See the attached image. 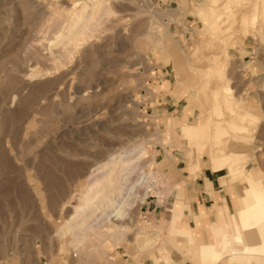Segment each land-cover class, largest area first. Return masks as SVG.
Masks as SVG:
<instances>
[{
	"label": "rangeland",
	"instance_id": "obj_1",
	"mask_svg": "<svg viewBox=\"0 0 264 264\" xmlns=\"http://www.w3.org/2000/svg\"><path fill=\"white\" fill-rule=\"evenodd\" d=\"M96 1L78 38L71 4ZM120 157L138 184L111 219L121 232L74 246V206ZM243 174L264 189V0H0V264H207L183 252L203 230L192 214L168 222L172 200ZM148 231L158 241L140 248Z\"/></svg>",
	"mask_w": 264,
	"mask_h": 264
},
{
	"label": "bare ground",
	"instance_id": "obj_2",
	"mask_svg": "<svg viewBox=\"0 0 264 264\" xmlns=\"http://www.w3.org/2000/svg\"><path fill=\"white\" fill-rule=\"evenodd\" d=\"M98 4L99 2L96 1L93 4V7H90V9H88L87 5L85 6L79 4L78 2H73L71 4L73 5L71 17L72 21L70 22L71 24L69 26V29L67 30L76 33V36L78 38L82 37L84 35V32L93 27L99 19L98 17H93L94 14H90L89 12L92 11V9H94L95 7L98 8ZM227 5L230 6V3H227ZM78 27H82L83 32H77L76 29ZM70 34H66L67 36H69L70 43L71 41L75 42V40H72L73 37ZM180 125V127H184V130L186 132L193 127L184 123H180ZM220 153L223 152L220 151ZM220 153L219 155H222ZM217 157L219 158V156ZM122 158L123 157H120L118 160L115 158L110 159L104 165V172L101 174V176H96L97 178L91 177L93 179H91V181L93 182L88 179L89 182H91L89 183V187H87V189H85V192L82 193L83 195L80 198L81 201L79 200V203L74 206L72 213L73 215L64 226L66 232L79 237L77 241H74V246H77L78 244H80V242L83 241L87 242L93 239H97L103 235L105 236V234L109 232H121L120 225H115V222L112 223L111 219L114 218L113 221H117L124 218L123 216L127 213V210L130 208L129 206L131 204V202H128L127 197L136 184L134 182L131 185H127V176L129 177L127 168L130 167V163H127V160H123L124 158ZM233 161L235 160L234 158L232 159L231 156L222 155V158L217 164L220 167L224 166V170H226V173H231L232 176L234 174H239L242 172L241 168H238L237 170L233 169ZM194 167H196V165H191L189 170H193ZM256 180H249L247 178V174H243L242 177H240V179L238 180V182L240 183L236 185L237 188H233L234 191L238 193V196L236 197L238 203L236 212L234 214H231L227 211V209H221L220 212H217V215H219L221 220L220 224L217 225L212 220V224L214 226L212 227V229L207 228L208 232H205L207 233L208 238H210L213 234V241L210 238V242L199 244L196 251L191 250L190 243L189 245L187 244L186 246H184V250H182L185 254L187 253L188 260H192L194 259V257H196L197 261L207 264H264V189L263 187L261 188L259 186V182L258 180ZM147 189V187L144 189V193L143 195H141L142 198L140 197V203L147 200ZM134 193L132 192L131 194L133 197L135 195ZM115 194V197L117 199L120 197L118 201L113 200L114 198L112 197V195ZM96 212L99 213L97 215L101 216L98 218L95 217L94 220H96V225H90L87 222V219L88 217L94 215ZM180 217L181 214L175 213L173 219L180 220ZM95 222L92 223L95 224ZM252 233L255 234V239L257 240L256 243L249 242L250 240H253L251 236ZM248 236L251 237V239H249ZM158 237L159 234L157 232L151 233L150 231H148L144 234H138L136 237V242L138 243V246L140 248H148L153 246L155 242L158 241Z\"/></svg>",
	"mask_w": 264,
	"mask_h": 264
},
{
	"label": "crops",
	"instance_id": "obj_3",
	"mask_svg": "<svg viewBox=\"0 0 264 264\" xmlns=\"http://www.w3.org/2000/svg\"><path fill=\"white\" fill-rule=\"evenodd\" d=\"M200 166V162L197 164V169L195 170V175L198 172V168ZM196 179V177H195ZM234 188V187H232ZM230 188V190H232ZM232 192V193H231ZM224 190L222 186L217 185L215 187L205 186L204 184L198 185V188L195 187L193 184L192 187L188 189V191L181 189L178 191L175 198L172 200L171 208L169 212H171L170 218L168 219V222L170 221L171 217L173 219L174 211L173 206H180L182 212L179 211L178 214H181L180 218H184L188 215L192 217V221L196 225V229L203 230V234L196 236L192 233V245L200 244L204 240H202V236L205 238V231H204V221L209 223V219L213 218L214 223L220 224L221 220L219 215H217V209L219 207L226 208L228 211V207H232L231 199L233 196L235 197V191ZM230 209V208H229ZM173 214V216H172ZM167 222V221H164ZM177 241V240H176ZM195 259V258H194ZM197 260V259H196Z\"/></svg>",
	"mask_w": 264,
	"mask_h": 264
}]
</instances>
